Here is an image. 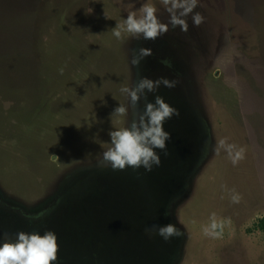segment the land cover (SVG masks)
<instances>
[{"label": "rangeland", "instance_id": "obj_1", "mask_svg": "<svg viewBox=\"0 0 264 264\" xmlns=\"http://www.w3.org/2000/svg\"><path fill=\"white\" fill-rule=\"evenodd\" d=\"M264 0H0V264H264Z\"/></svg>", "mask_w": 264, "mask_h": 264}, {"label": "trees", "instance_id": "obj_2", "mask_svg": "<svg viewBox=\"0 0 264 264\" xmlns=\"http://www.w3.org/2000/svg\"><path fill=\"white\" fill-rule=\"evenodd\" d=\"M259 227L264 232V218L259 221Z\"/></svg>", "mask_w": 264, "mask_h": 264}]
</instances>
